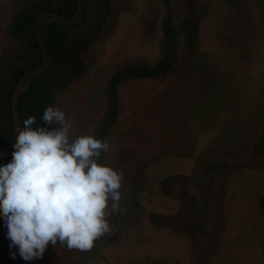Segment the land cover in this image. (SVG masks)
Wrapping results in <instances>:
<instances>
[{
	"label": "rangeland",
	"instance_id": "rangeland-1",
	"mask_svg": "<svg viewBox=\"0 0 264 264\" xmlns=\"http://www.w3.org/2000/svg\"><path fill=\"white\" fill-rule=\"evenodd\" d=\"M28 0H0V58ZM178 58L156 78L109 81L163 58L165 0H111L86 71L53 106L77 135L107 139L124 174L112 231L90 251L48 246L25 261L0 231V264H264V0H169ZM252 165V167H248ZM173 177L168 183L163 180Z\"/></svg>",
	"mask_w": 264,
	"mask_h": 264
},
{
	"label": "clouds",
	"instance_id": "clouds-1",
	"mask_svg": "<svg viewBox=\"0 0 264 264\" xmlns=\"http://www.w3.org/2000/svg\"><path fill=\"white\" fill-rule=\"evenodd\" d=\"M110 151L107 139L77 135L59 107L48 106L40 125L26 118L12 159L0 164L7 238L25 261L42 258L50 244L90 251L113 230L111 217L127 213L123 172L101 162Z\"/></svg>",
	"mask_w": 264,
	"mask_h": 264
},
{
	"label": "trees",
	"instance_id": "trees-1",
	"mask_svg": "<svg viewBox=\"0 0 264 264\" xmlns=\"http://www.w3.org/2000/svg\"><path fill=\"white\" fill-rule=\"evenodd\" d=\"M162 27L163 58L154 65L124 66L109 81L115 96L118 83L129 78H156L178 58V42L169 0ZM111 0H28L14 14L7 34L20 52L0 58V164L12 159L18 130L28 116L36 124L58 90L67 88L86 71L84 55L108 29ZM252 167V165H248ZM173 177L163 180L168 183ZM7 224L0 210V231Z\"/></svg>",
	"mask_w": 264,
	"mask_h": 264
}]
</instances>
